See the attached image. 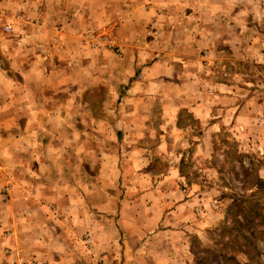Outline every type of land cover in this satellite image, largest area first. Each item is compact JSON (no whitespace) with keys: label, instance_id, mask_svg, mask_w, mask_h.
Returning a JSON list of instances; mask_svg holds the SVG:
<instances>
[{"label":"rangeland","instance_id":"rangeland-1","mask_svg":"<svg viewBox=\"0 0 264 264\" xmlns=\"http://www.w3.org/2000/svg\"><path fill=\"white\" fill-rule=\"evenodd\" d=\"M36 1L0 0V67L6 68V44L13 37H19L17 35L20 30L15 28L18 24L13 22L32 24V34L40 36L42 31L45 33V28H37L45 19L41 14H36L34 7L40 1L47 3L48 0ZM153 1L138 0L142 15L143 9L146 10ZM166 1L171 8L167 17L172 19V26H165L169 29L164 36L165 43L159 44L163 30L156 29L154 21L136 34H141L140 39L148 42L142 44L150 46L151 50L158 49L172 53L173 56H167L168 59L165 56V61L150 58L126 60L129 72L130 65L138 68H134L133 74L124 76L123 84L114 73H108V77L103 76L101 82L98 70L100 64L94 67L98 78L94 76L93 89L86 97L89 111L86 114L93 118L90 123L94 151H123L124 155L119 153L115 167L118 181L135 180L139 183L135 188L130 184L123 188H113L110 196L115 198L109 196V199L115 202H109L106 212L123 223L131 222V216L123 215L120 218L118 211L126 214L137 212L135 219L141 222L142 228L158 234L149 238L151 248L141 244L135 253H122L119 264H156L153 249L160 245L166 247L173 264H196L203 257L201 249L211 247L208 240L212 236L211 231L223 219L232 200L253 194L254 201L264 209V0ZM62 2L64 0H54L58 5ZM132 3L133 0H126L125 5ZM158 3H164V0H158ZM28 7L31 14L27 13ZM78 14L81 13L72 12L74 16ZM102 18L100 15L96 18L86 14L83 31L79 36L87 40L88 47L94 52L113 53L118 49L111 43V38H115L114 28L108 31L104 28L109 24L116 25L114 21L106 24L107 19ZM5 25L10 27L9 32L3 30ZM51 30L54 38L62 32L57 28ZM126 31H131L127 25ZM28 46L24 44L19 47L15 42L8 45L11 53L18 50L25 56L29 55ZM189 46L194 56L187 63L185 52ZM102 57L109 61L104 54L95 55L96 60ZM81 62L75 60L74 68L83 69ZM159 62L167 63V72ZM196 62L198 64L195 69L192 64ZM169 64H172V72ZM152 66L156 68L143 73L142 69ZM191 71L199 79H192L188 74ZM187 79L196 81L198 88L188 98L179 93ZM196 100H202L205 110H211L207 119L209 126H204L203 130L205 139H200L202 126L184 109H177V130L172 131V127L160 119L165 115L164 102L185 107V104H194ZM84 113L82 107L77 108L78 116L83 117ZM133 117L144 121L145 129H148H139V139L131 136L125 138V128L119 123L120 120L126 123L127 119L132 121ZM2 120L6 123L7 119L4 117ZM213 121L214 126L210 124ZM6 124L0 127V134L6 132ZM75 126L79 138V133L83 132L79 128L85 125L77 123ZM159 127L163 132H159ZM101 130L104 131L102 135ZM78 138H73L72 143ZM96 157L99 158L100 154ZM114 161L115 157L110 160L111 166ZM123 164L129 166L120 169L119 165ZM1 173L0 264H47L29 260L24 255H13L10 246L5 244L7 229L4 218L8 211L9 189L3 184L5 180ZM92 176L94 179L107 178L108 171L104 175L94 170ZM259 187L262 191H259ZM4 188H7V196L3 192ZM134 197L135 202L132 199ZM136 221L133 222L134 227L129 226V230L137 229ZM82 242L88 251L89 237H82ZM256 248L259 254L255 264H264V239L261 236ZM111 255L116 256V260L120 259L114 253ZM237 261L242 264L246 262L241 256L237 257ZM201 263L224 264L220 258L212 257Z\"/></svg>","mask_w":264,"mask_h":264},{"label":"crops","instance_id":"crops-1","mask_svg":"<svg viewBox=\"0 0 264 264\" xmlns=\"http://www.w3.org/2000/svg\"><path fill=\"white\" fill-rule=\"evenodd\" d=\"M157 1L154 0L146 10L143 9V15L138 0L137 3L133 0L131 5H125L126 0H64L61 6L54 0H48L47 3L40 1L34 7L36 14H41L45 19L37 27L45 28V33L42 31L40 36L32 34V24L13 22L18 24L15 28L20 30L19 37H11V41L6 44V68L0 67V127L8 123L4 127L7 128L6 132L0 134V172L5 180L3 184L9 189L8 211L4 218L7 237L4 242L10 246L13 255H24L29 260L47 264H119L122 253H135L141 244L151 248L149 238L158 236L142 228L141 222L135 219L137 212L126 214L118 211L120 218L131 216L129 218L132 221L129 223L119 222V219L110 217L111 213L106 212L109 202H115L109 199L113 188H123L126 184L135 188L139 183L135 180L118 181L115 167L119 153L122 156L123 151H94L90 123L93 118L86 114L89 112L86 97L93 89L95 78H98L94 69L100 64L98 70L101 82L103 76L114 73L123 84L124 76L133 74L134 68H138L130 65L129 72L126 60L150 58L165 61L167 56H173L158 49L151 50L150 46L142 44L141 34H136L154 21L156 29L163 30L159 44L165 43L164 36L169 30L165 26H172V19L167 17L171 8L166 0L158 4ZM29 9L27 13L31 14ZM74 11L81 14L74 16ZM86 14L96 18L100 15L107 19L106 24L114 21L116 25L109 24L104 30L114 28L115 38H111V43L118 49L113 53L97 52L104 54L109 61H105L104 57L96 60L97 53L88 47L86 39L79 36ZM126 25L131 31H126ZM52 28L61 29L62 32L54 38ZM14 42L19 47L29 44V55L25 56L18 50L11 53L8 45ZM185 56L189 63V58L194 56L190 46ZM75 60L83 61V69L74 68ZM197 64L193 63L192 67L196 69ZM163 65L167 72V63ZM154 68L156 66L146 67L142 71L145 74ZM169 68L172 72V64H169ZM188 74L192 79H199L192 71ZM158 76L161 74L158 73ZM195 89H198L196 81L187 79L179 93L188 98ZM189 103L185 107H178L173 102H164L165 115L160 119L164 124H169L172 131L177 130V109H184L202 126L200 139L203 140L204 126H209L207 119L211 110H205L202 100ZM79 107L84 109L83 117L77 115ZM170 108L171 111L167 110ZM4 117L6 123L2 120ZM77 123L85 125L79 128L83 129L79 138L75 133ZM119 123L125 128V138L131 136L134 139L141 138L140 130L145 129L146 125L134 117L132 121L127 119L126 123L120 120ZM210 124L214 126L215 122ZM158 130L163 132L160 127ZM102 134L104 131L101 130ZM73 138L78 139L72 143ZM98 154L100 157L95 159L94 156ZM114 157V165L111 166L110 160ZM119 166L122 169L129 164ZM94 170L104 175L108 171L107 178L94 179ZM174 172L177 173V170ZM132 199L135 202V197ZM135 221L137 229L129 230V226H135ZM82 237L90 239L88 251L84 248ZM161 246L153 249L156 264H173L166 247ZM111 253L120 256V259L116 260V256L112 257Z\"/></svg>","mask_w":264,"mask_h":264},{"label":"trees","instance_id":"trees-1","mask_svg":"<svg viewBox=\"0 0 264 264\" xmlns=\"http://www.w3.org/2000/svg\"><path fill=\"white\" fill-rule=\"evenodd\" d=\"M259 191H262L261 187ZM254 200L251 194L231 201L223 219L211 231L212 236L208 239L211 247L201 249L203 257L196 264H202L201 261L209 257L220 258L224 264H242L237 261L238 256L249 264L256 263L258 238L264 239V209Z\"/></svg>","mask_w":264,"mask_h":264},{"label":"built area","instance_id":"built-area-1","mask_svg":"<svg viewBox=\"0 0 264 264\" xmlns=\"http://www.w3.org/2000/svg\"><path fill=\"white\" fill-rule=\"evenodd\" d=\"M3 30H4L5 32H9V31H10V27L7 26V25H5V26L3 27ZM3 192H4L5 196H7V188H4V189H3Z\"/></svg>","mask_w":264,"mask_h":264}]
</instances>
